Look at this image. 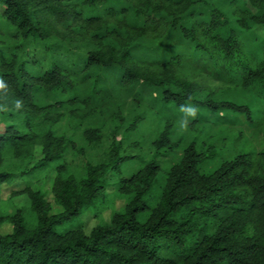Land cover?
I'll use <instances>...</instances> for the list:
<instances>
[{"label": "trees", "instance_id": "trees-1", "mask_svg": "<svg viewBox=\"0 0 264 264\" xmlns=\"http://www.w3.org/2000/svg\"><path fill=\"white\" fill-rule=\"evenodd\" d=\"M81 1L86 7L101 3L0 0L1 17L24 40L56 37L85 51L73 65L46 67L26 55L0 63V78L9 86L0 92V185L20 180L24 187L11 199L25 200L0 212V264H264V109L256 114L247 103L202 97L196 82H222L264 104V38L261 54L245 40L253 25L264 32V0H249L255 12L238 8L232 18L222 7L227 0H212L205 22L196 20L194 0H125L127 8L116 14L124 15L126 38L106 26L109 19L88 16ZM163 38L181 50L166 59L150 56L148 42L156 46ZM40 92L61 100L43 105ZM130 99L147 104L163 124L147 161L121 144L104 157H89L74 136L59 131L65 120L73 132L84 127L83 138L97 148L105 131L86 122L99 117L122 124ZM187 103L246 118L257 147L247 140L216 169L204 170L216 157L213 148L204 150L191 136L174 138L175 116ZM167 157L175 162L164 170ZM135 159L139 169L125 175ZM112 182L127 203L102 223ZM49 194L60 212H53ZM92 206L98 223L90 233L84 222L72 225ZM5 224L12 230L3 234Z\"/></svg>", "mask_w": 264, "mask_h": 264}, {"label": "rangeland", "instance_id": "rangeland-1", "mask_svg": "<svg viewBox=\"0 0 264 264\" xmlns=\"http://www.w3.org/2000/svg\"><path fill=\"white\" fill-rule=\"evenodd\" d=\"M196 5L193 7L196 12V20L198 22L208 21L210 19L211 11L214 8L212 0H194ZM79 8L84 10L88 16H101L106 18L110 28L116 27L120 30V37L126 38L127 32L125 28L121 26V21L124 15L117 12L118 9L127 8L125 0H101V3L97 7H86L79 3ZM222 7L228 17H233L234 12L238 9L250 10L255 12V9L251 6L249 0H227ZM109 12H115L114 15L108 14ZM105 20V19H104ZM103 21V20H102ZM113 26V27H111ZM65 28V27H64ZM92 35L94 31L92 29ZM264 38V32L259 26L253 25L252 28L245 33V40L248 45V49L257 54H261L260 45ZM110 42V41H109ZM108 43V42H107ZM148 54L154 57H161L166 59L176 51L181 50L180 47L175 46L173 42L160 39L157 45L154 46L151 42H148ZM15 55H26L32 61L40 59L43 64L48 67L50 64H67L73 65L80 62L84 55V49L78 44H70L59 38H52L47 42H32L30 40H24L18 34L15 29L8 26L3 17L0 15V63L10 60ZM147 67V65H144ZM151 68V67H150ZM38 70L37 68L35 69ZM197 85L201 88V96H210L217 100H232L238 103H247L251 105L253 111L258 112L264 109V104L258 100H253L249 94H242L237 90L231 89L228 85L222 82H213L202 77H197ZM38 99L43 105L54 104L61 98L54 93L40 92ZM124 122L122 124L116 122H107L99 117H92L86 122L85 127H102L105 131V138L103 143L97 148H91L82 136L83 128L78 131H71L68 127V121L65 120L59 127L60 132H67L68 135L74 136V140L77 142L79 147H83L89 157L92 155L93 158L104 157L109 148L115 144L118 147L121 144L122 151L129 154L138 156L141 159L149 160L152 155V142L158 136V128L162 127L160 124V116L154 115L147 104L139 106L133 100H128L124 106ZM157 112L156 109H154ZM158 113V112H157ZM138 115H141L140 122L136 125L135 130L129 131V127L135 122ZM183 113L178 111L175 116V134L174 138H185L191 136L195 138L200 144L201 148L207 150L213 148V154L216 156L215 159L205 166L204 170L216 169L222 160L229 158L233 153H237L241 149V144L249 141V148L257 147V142L253 139L252 131L246 118L241 117L233 113H226L221 115H213L209 110L205 108L199 109L198 121L192 123L190 120L189 128L187 131H181L178 127V121L183 118ZM242 132L240 141H238V133ZM175 162L174 157H167L162 159V166L164 170H167ZM139 159L133 160L124 169L125 175L136 172L139 169ZM51 179L45 182L43 190L47 193L51 189ZM24 185L20 180L13 182L12 184L0 185V212L9 213L14 207H21L25 204L23 197L11 199L12 193L17 190H21ZM48 200L53 205V212L58 213L61 209L54 204L51 194L48 196ZM127 203V198L122 196L118 192V188L113 182L107 191L105 202L101 208V222L109 223L111 215L116 211H121ZM99 207V204H96ZM96 207L92 206L84 212V214L78 218L72 225H77L80 222H84L86 232L90 233L93 227L97 225L98 220L95 218L94 213ZM71 225V224H70ZM68 227V226H67ZM12 227L10 224L3 225L1 233L6 234L11 232Z\"/></svg>", "mask_w": 264, "mask_h": 264}, {"label": "clouds", "instance_id": "clouds-1", "mask_svg": "<svg viewBox=\"0 0 264 264\" xmlns=\"http://www.w3.org/2000/svg\"><path fill=\"white\" fill-rule=\"evenodd\" d=\"M8 87L9 86L5 83L3 78H0V92H6ZM189 100H191V98H189ZM15 104L17 109L23 106L22 101L19 99L16 100ZM180 112L184 115L183 118L177 122L178 127L181 131H187L190 124V120L188 118L191 117L192 120H195L198 115L199 108L191 103H187L180 106Z\"/></svg>", "mask_w": 264, "mask_h": 264}]
</instances>
